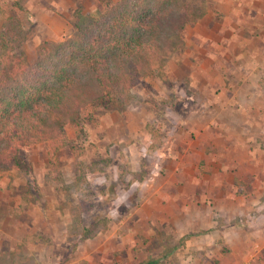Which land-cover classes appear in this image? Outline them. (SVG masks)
Instances as JSON below:
<instances>
[{
  "label": "rangeland",
  "instance_id": "1",
  "mask_svg": "<svg viewBox=\"0 0 264 264\" xmlns=\"http://www.w3.org/2000/svg\"><path fill=\"white\" fill-rule=\"evenodd\" d=\"M16 1L0 6L23 22L29 66L43 41L73 36L76 10L105 6V0H21L20 9ZM253 2L207 0L206 14L186 27L182 49L161 73L117 96L121 103L106 97L83 109L56 150L48 142L21 150L26 167L0 174V264H141L158 257L160 264H207L195 253L194 236L208 227L205 179L218 126L210 113L244 111L238 96L226 111L217 79L237 83L262 69L255 55L240 54L264 31V2L257 8ZM229 40L234 50L227 53ZM257 105L250 111L259 113ZM260 256L264 264V247Z\"/></svg>",
  "mask_w": 264,
  "mask_h": 264
},
{
  "label": "trees",
  "instance_id": "2",
  "mask_svg": "<svg viewBox=\"0 0 264 264\" xmlns=\"http://www.w3.org/2000/svg\"><path fill=\"white\" fill-rule=\"evenodd\" d=\"M103 2L100 10H76L73 36L43 41L33 66L21 48L22 20L0 6V174L26 167V147L48 142L59 148L65 126L90 104L106 97L121 103L117 96L161 73L182 49L186 27L207 12V0ZM15 4L23 9L21 0ZM160 262L158 257L141 264Z\"/></svg>",
  "mask_w": 264,
  "mask_h": 264
},
{
  "label": "crops",
  "instance_id": "3",
  "mask_svg": "<svg viewBox=\"0 0 264 264\" xmlns=\"http://www.w3.org/2000/svg\"><path fill=\"white\" fill-rule=\"evenodd\" d=\"M263 2L254 0L253 4L257 8ZM243 14L239 16L240 26L245 28L246 12ZM262 33L256 36L254 46L243 47L240 53L255 55V66L262 67L259 74L253 79L242 75L237 83L229 77L228 81L217 79L223 83L219 96L228 101L224 102L226 111L230 108L231 96H238L237 104L244 111L210 113L215 121L212 126L218 125V129L213 128L211 133L213 144L208 153L205 179L210 197L207 208L202 211L207 214L208 227L205 236H194L195 253L203 256L207 264L215 258L219 264L263 263L260 260L264 247V209H261L264 206V113L260 105L264 102V31ZM224 50L227 53L234 50L231 41ZM208 70L211 71L209 64ZM211 83H215L214 78ZM250 91L255 93L253 99L248 97ZM255 103L260 106H255L259 113L250 111ZM197 180L194 176V181Z\"/></svg>",
  "mask_w": 264,
  "mask_h": 264
}]
</instances>
